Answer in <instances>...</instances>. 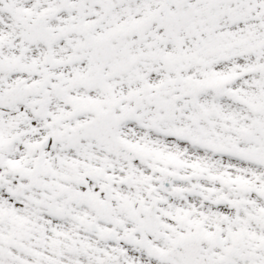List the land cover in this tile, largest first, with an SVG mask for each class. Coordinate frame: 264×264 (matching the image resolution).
Wrapping results in <instances>:
<instances>
[{"label":"snow or ice","instance_id":"6c2138e0","mask_svg":"<svg viewBox=\"0 0 264 264\" xmlns=\"http://www.w3.org/2000/svg\"><path fill=\"white\" fill-rule=\"evenodd\" d=\"M0 264H264V0H0Z\"/></svg>","mask_w":264,"mask_h":264}]
</instances>
